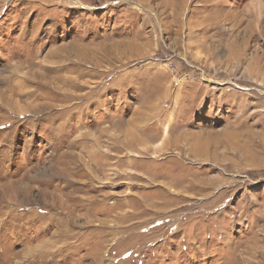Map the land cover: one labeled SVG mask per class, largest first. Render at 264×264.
<instances>
[{"label":"rangeland","instance_id":"1","mask_svg":"<svg viewBox=\"0 0 264 264\" xmlns=\"http://www.w3.org/2000/svg\"><path fill=\"white\" fill-rule=\"evenodd\" d=\"M0 264H264V0H0Z\"/></svg>","mask_w":264,"mask_h":264},{"label":"bare ground","instance_id":"2","mask_svg":"<svg viewBox=\"0 0 264 264\" xmlns=\"http://www.w3.org/2000/svg\"><path fill=\"white\" fill-rule=\"evenodd\" d=\"M163 132H164V133L167 132V128H166V127H164ZM156 145H159V142H158Z\"/></svg>","mask_w":264,"mask_h":264}]
</instances>
